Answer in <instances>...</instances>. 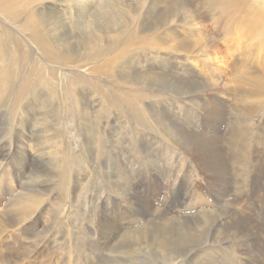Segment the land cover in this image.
<instances>
[{"label": "rangeland", "instance_id": "1", "mask_svg": "<svg viewBox=\"0 0 264 264\" xmlns=\"http://www.w3.org/2000/svg\"><path fill=\"white\" fill-rule=\"evenodd\" d=\"M93 1H98V3L96 4ZM148 1L149 0H138L136 4V0H42L41 2L37 0L36 3L28 6L30 1L25 0L17 4L12 2L14 5H12L13 7L9 13L5 10V7H8L5 6L8 0L0 1V66L2 68L0 75V94L3 93L1 88L3 87L5 75L8 79L7 91L8 94H10L8 96L16 99L17 103L16 106L12 104L13 100L9 99L6 104H1L2 100L0 99V114L2 113L11 117V119L9 116L5 119L0 116V125H3L1 126L2 128H0V149L6 155L4 165L10 173V178L13 182L12 185H14L17 182L15 179L17 172L24 173L33 168L30 167L33 165L27 159L29 156H36V159L39 157L40 160H42L41 162L47 161L48 159L51 163H55V161L59 163L60 157L61 160L67 159L73 161V170H68V172L72 171V173L67 198L58 215L61 223H63V233L61 231L60 234L64 244L62 243L61 246L58 247L56 256L63 254L64 257L60 256L59 260L62 262L61 258H63L66 260L67 264H97L96 254H79L82 245L84 246L87 245V243L93 244L96 242L97 226L99 225L96 220L104 218L113 227V233L118 235V233L128 232L130 229L133 231L142 226V224L147 221V216L143 217L142 215H146L149 211L161 210L182 217L193 216L198 213L199 210L214 212L222 209L221 206L227 199L224 194L220 195L215 191L220 188L217 183L210 185L207 177L205 180V175L195 166L196 164L192 160L188 159L189 156H186L187 153H185L184 148L176 143H172V145L170 142H168L169 144L167 143L170 134L164 131L161 124L156 127L150 113V111H158L164 114L166 112L172 119L180 122L183 126L187 125L185 127L190 130L198 133L207 132L215 136L217 135L216 131L218 130V132H221V130H219L218 127L215 128L214 124L212 128H208L209 124L205 123V116L191 105L192 100L196 103L204 101L207 97V93L198 94V96L191 98V96L185 97L179 95L176 93V89H173L171 92H175L171 94L167 93L171 96V98H167V94L159 92L160 97L158 95V97H156L157 99L152 97L143 99V101L140 102L142 112L133 114L129 105L131 104L132 98L126 95L124 90L123 94L130 100L123 99L115 94L114 92L118 91V89L108 84L105 78H101V75L93 77L91 74V64L80 68H67L59 66L56 63H51L48 58L28 41V37L26 33H24L25 31L19 28L23 20H25L24 24H26L27 18L33 12L32 18L40 23L41 32L44 36L48 37L51 46H59L60 43L67 40L73 46V50L75 49L76 51V48L78 49L80 45L79 41H85L88 38L84 33L86 25L88 28L87 31L90 30L89 33L94 31L93 33L103 36L101 32H105V36L111 37L113 34L108 32L112 29V25L116 26L117 23L123 22V20L127 22L126 19H130V17L133 16L131 13H128L132 6V8L135 6L140 8L142 5L143 8L146 7V10L139 9L141 11H139V14L141 13L139 15V20L143 21V19H145V21H149L153 9L147 7L146 4H148ZM101 3L103 8L100 6ZM138 3L141 4L138 5ZM29 11H31V13H29ZM187 14L190 15L189 13ZM182 15L186 14L183 13ZM121 18L124 19L122 20ZM206 18L207 21H205V24L208 23V25L210 24L211 26V23H213L210 20L211 18ZM113 22L115 23L113 24ZM175 28L176 32H181L188 36V38L193 39L197 36L195 34L191 36L192 33L190 32L188 34L187 30L180 24H175ZM213 31V33L220 38L219 41L222 42L219 36L220 34L215 32V30ZM200 32L201 31L198 32L199 36ZM222 43H220L221 45L219 47L223 51L224 47ZM149 51L150 50H145L142 52L143 54L140 53L136 57L138 63H136L134 68L143 69L146 67L164 75L169 74L171 71L175 76L186 79L187 74L179 72L181 68L185 69L189 66L185 64L186 61L184 57L181 55L174 56L175 59L183 61L182 66L179 68L177 65L170 63L172 56L169 54H158L156 51L151 53V51ZM137 53H139V51L133 52L132 54ZM253 55H251V57ZM160 59L164 60L167 64L164 65L162 61L159 62ZM192 73L196 75V70H193ZM106 77L109 78V75ZM227 78L228 74L225 75L223 80L225 81ZM197 81L200 82L201 79ZM98 84L99 86H97ZM163 88H165V84L159 85L158 90ZM143 90L146 92L148 89L143 88ZM232 90L236 92L238 89L235 90L233 87ZM223 103L225 104V102ZM226 105L230 104L226 101ZM24 108L33 110L34 114L39 116L41 122H37L39 119L36 116L30 119L24 112ZM228 108L226 112L227 119L229 120L231 110ZM44 115L49 116V124L53 125L49 126V129H47L49 132L52 128L57 127L55 128V135H57L55 136L54 142L53 139L49 138L51 135L53 136L52 132L48 135L49 137H46V130L44 126L41 125L43 124ZM230 119L232 121L233 117ZM260 123L261 118L258 116L248 118L246 121L247 126L249 125L247 128L254 131L250 138L251 140L260 132L257 130ZM17 125H20L24 131L22 128L17 127ZM232 126L237 128V126L231 125L228 131L234 129H232ZM227 128L224 130L220 128L223 130L222 135L228 132ZM19 129L23 132L22 140L26 149L18 143L17 133ZM39 133L40 135L37 136L36 134ZM160 135H163L164 138ZM45 138L50 139H46L48 143L45 142ZM39 141H41V144ZM50 142L52 143L50 144ZM44 143L47 144L44 145ZM33 145L37 146L34 148ZM94 145L99 146L101 152L100 156L91 152V148ZM17 146L21 147L22 150L24 149V153H21ZM52 146L54 147L52 148ZM56 146H58L57 149ZM54 150L58 151L59 155L54 156ZM17 151H19L20 154L19 158L21 165L19 166L21 167L18 170H14L11 165V163H13L11 157L14 156ZM106 157H108V161L104 163ZM75 158H77V161L73 160ZM98 163H104L106 168L109 167V170L107 169V171L104 172L100 171ZM254 165L253 168L256 169L255 172H257L259 170L257 169L259 166L258 161L256 164L254 163ZM239 170L240 171H236L237 176H235L233 183L226 186L227 193H225V195L229 194V198L238 197L241 199V205H245V207L249 209L247 211L243 209L246 212L245 214L242 209L240 210V208L237 207V213H240L241 217H243L242 214L247 215L250 213V215L247 216H252L257 223L261 224L262 221L259 219L261 218V214L264 216V204L262 205L261 202V204H259L256 194L253 193L251 188L256 187L258 183L255 172H253V174L247 173V166L240 167ZM23 182H26V180H23ZM7 186L9 188L8 184ZM259 192L260 194H264V181L259 185ZM54 194L56 195V192L48 196L47 200L49 202L45 206L39 208L37 215L32 216L30 219L18 225H12L10 229L6 230V244H12L14 241L25 246L33 244L34 240L28 237V231L30 227L36 224L39 212H42L43 209L51 205L50 200L52 198H59L60 201H64V194L60 195V193H57L56 196H54ZM140 199H144L147 202L149 201L150 207L137 203ZM9 201H11V196L3 195L0 192V211L7 207L6 205H10V203H8ZM93 214L95 215L93 216ZM227 215L224 214L218 222H220V226H224L225 230L228 231L232 222L231 219L226 218L228 217ZM40 220L42 221L41 225H45L47 222V214H44ZM26 226L28 228H25ZM246 232L247 231H244L243 235L237 236L240 238L231 241L228 240V242L225 243L220 241H207L204 244L197 245L192 237L185 238L184 240L191 245V252L189 251V255L182 259L174 260L175 262L173 264H187V260L191 256L200 259L202 263L211 259L212 261L209 262L214 261L215 264H259L257 260L253 261L248 257L256 253L255 244L258 241L253 236H251L252 239L250 237L247 238ZM14 233L17 237L20 236V238L14 237ZM11 236L14 237L13 240H10L12 239ZM92 236L95 237L93 238ZM116 241L117 240H113L112 244H115ZM51 242L53 241L46 236L41 240L39 250H43V248L45 250L46 246L52 244ZM64 246L70 247L73 253L70 255L66 253V251L64 252L62 248ZM97 246L101 247L100 243H98ZM142 247H137L136 244H132L129 259L122 254H119L120 256L118 255V257L125 260L128 264H143V262L145 264L147 262L153 264L155 262V260H152V255L155 253L154 250L144 247L142 249ZM140 256L142 258H140ZM167 256L172 257V254H170L169 251H165L162 257L165 259V262L168 259ZM144 258L145 260L143 261ZM252 258L254 259V257Z\"/></svg>", "mask_w": 264, "mask_h": 264}, {"label": "bare ground", "instance_id": "2", "mask_svg": "<svg viewBox=\"0 0 264 264\" xmlns=\"http://www.w3.org/2000/svg\"><path fill=\"white\" fill-rule=\"evenodd\" d=\"M20 1L25 0H8L9 3H5V6H8L7 8L5 7V10L9 13L13 7L12 5H14L13 3L17 4ZM28 1H30L28 6L37 2V0ZM38 1L41 2L42 0ZM137 1L138 0H136V4ZM95 3L97 4L98 1ZM141 3L143 4L142 1ZM141 3H138V5ZM146 5L149 9H153L149 21H145V19H143V21L139 20V15L141 14H139V11L146 7L143 8L142 5L140 8H138V6L132 8V6L128 13H131L133 16L130 17V19L127 18V22H124V18H121L123 22L117 23L116 26L112 25V29L108 32L113 34L111 37L105 36V32H101L103 36L93 33L94 31L89 33L90 30L87 31V25L86 27L84 25V33L88 38L85 41H79L80 45L78 49L76 48V51L75 49L73 50V46L67 40H64L65 42L60 43L59 46H51L48 37L44 36L41 32L40 23L32 18L33 12L31 13V11H29L31 15L27 18L26 24H24L25 20H23L19 28L25 31L24 33H26L28 41L48 58L51 63H56L59 66L67 68H80L91 64V74L93 77L101 75V78H105L108 84L118 89V91L114 92L115 94L123 99H129L123 94L124 90L126 95L132 98L131 104L129 105L133 114L142 112L140 102L143 101V99H149L151 97L156 98L158 95L160 97L159 92L171 94L177 91V94L185 97L191 96V98L198 96V94L207 93V97L204 101L196 103L192 100L191 105L205 116L206 119L204 120L205 123L209 124L208 128H212L214 124L215 128L218 127L219 130H221V132L219 131L221 134L217 129V135L215 136L207 132L198 133L186 128L185 126L187 125L183 126L180 122L172 119L166 112L164 114L158 111H150V113L156 127L161 124L164 131L170 134L168 138L169 141L165 139L167 143L170 142L171 145L172 143H176L184 148L185 153H187L186 156H189L188 159L192 160L196 164L195 166L205 175V180L207 177L210 185L217 183L220 188H217L218 190L215 191L220 195L224 194L227 199L221 206L222 209L214 212L199 210V212L193 216L182 217L161 210L149 211L146 215H142L143 217L147 216V221L142 224V226L133 231L130 229L128 232L118 233V235L113 233L114 229L110 223L104 218H101L96 220L99 223V225L97 224L98 231L95 238L96 242L93 244L87 243V245L84 246L82 245L79 254H96L97 264H128L125 260L119 258L118 255L122 254L129 259L131 245L136 244L137 247L143 246L144 248H151L154 250L155 253L152 255V260H155V262L153 264H173L175 262L174 260L182 259L189 255V251L191 252V245L184 240L185 238L192 237L197 245L204 244L207 241H220L225 243L228 242V240L231 241L240 238L237 236L243 235L244 231H247L245 233L247 238L253 236L258 241L255 244L256 253L248 257L253 261L257 260L259 264H264L263 214H261V218L259 219L262 223H257L252 216H247L250 215V213L245 215V211L249 209H247L245 205H241V199L238 197L229 198V194L225 195V193H227L226 186L232 184L235 176H237L236 171H240V167L247 166V173L253 174L256 170L253 168V165L258 161L259 166L257 169L259 170L255 172V175L259 184L257 183L256 187L251 188L253 193L256 194L259 204H264V194L261 193V195L259 192V185L264 181V0H149ZM100 6L103 8L102 3ZM183 13L186 15H182ZM206 17H208V19L211 18L210 20L213 22L211 23L213 25H211L212 27L210 24L208 25V23L205 24V21H207ZM114 23L115 22H113V24ZM175 24H180L187 30L188 34L189 32L192 33L191 36L194 34L197 36L191 39L181 32H176ZM107 27L109 29L108 25ZM213 30L220 34L219 36L223 43L219 41L220 38L213 33ZM199 31L202 32H200V36L198 35ZM220 43L223 44L226 52L220 49ZM145 50H150L151 53L156 51L158 54H169L172 56L170 63L177 65L179 68L182 66L183 61L175 59L174 56L181 55L184 57L186 61L185 64L189 66L185 69L181 68L179 72L187 74L186 79L175 76L171 71L169 74L164 75L146 67L143 69L134 68L136 63H138L136 57ZM136 51H139V53L132 54ZM251 55L253 56L251 57ZM160 61H162L164 65L167 64L162 59H160L159 62ZM193 70H196V75L192 73ZM1 71L2 68L0 66V75ZM226 74H228V78L224 81L223 79ZM107 75H109V78L106 77ZM198 79H201V81L198 82ZM162 84H165V88L161 89L162 91L158 90L159 85ZM7 85L8 79L4 75L3 87L1 88L3 93L0 94V99L2 100L1 104H6L8 100L11 99L13 100L12 104L17 106L16 99L8 96L10 94H8ZM97 86H99V84ZM233 87L235 90H238L236 92L233 91ZM107 88L110 89L109 87ZM143 88L148 90L144 92ZM173 89L176 90L171 92ZM168 94L167 98H171ZM226 101L230 105H226ZM223 102H225V104ZM227 108L231 110L229 120L227 119ZM24 112L30 119H33L35 116L39 119V116L35 115L31 109L24 108ZM0 116L1 118L7 119L9 115L1 113ZM44 116L46 119L44 117L43 124L41 125L44 126L46 131H43L46 132V137H49L48 135L52 132L53 136L51 135L52 137L50 136L49 138L53 139L54 142L55 136L57 135H55V128L57 127L52 128L49 132L47 129H49V126L52 124H49V116ZM257 116L261 118V123L257 128L260 132L251 140L250 138L254 131L247 128L249 125L247 126L248 122L246 124V121L248 118ZM232 117L233 119L231 121L230 118ZM37 122H41V119L37 120ZM231 125H235L237 128L232 126V129H234L228 131ZM1 126L3 125H0V128H2ZM17 127H20V125H17ZM220 128L223 130L227 128L228 132H224L226 135H222L223 130ZM40 133L36 135L38 136ZM22 135L23 132L19 129L17 133L18 143L26 149L22 140ZM161 137H163V135ZM46 139L50 140L48 138H45V140ZM47 140L45 142H47ZM39 142L41 144V141ZM47 143H44V145ZM51 143L52 142H50V144ZM33 146L35 148L37 145ZM54 146H52V148ZM57 147L58 146H56V149ZM17 148L21 153H24V149L22 150L21 147L18 146ZM19 151L11 157V159H13L11 165L14 170H18L21 167L19 166L21 165ZM91 152L98 156L101 155L98 145L92 146ZM53 155H59L58 151L54 150ZM5 156L6 155L0 149V192L3 195L11 196V201L8 202L10 205H6L7 207L0 211V264H67L66 260L63 258H61L62 262L59 260L60 256L64 257L63 254L56 256L58 247L63 243L60 234L63 223H61L58 215L67 198L72 173V171L68 172V170H73V161L67 159L61 160L60 157L59 163L56 161L55 163H51L48 159L47 161L41 162L42 160H40L39 157L36 159V156H29L27 159L33 165L30 166L29 164V166L33 168L24 173L17 172L15 178L17 182L12 185L13 182L11 181L10 173L4 165V160H6ZM73 160L77 161V158ZM106 161H108V157L105 158L104 163ZM104 163H98L99 169L102 172L107 171V169L109 170V167L106 168ZM23 180H26V182H23ZM7 184L11 189L8 188ZM53 192H56V195L57 193H60V195L64 194V201H60L59 198H52L50 200L51 205L47 208L45 207L46 209H43L42 212H39L36 224L30 227L28 231V237L34 240L33 244L25 246L15 241L12 242V244H6V230L10 229L12 225H18L30 219L32 216L37 215L39 208L45 206L49 202L47 200L48 196ZM56 195L54 194V196ZM76 195L78 196L77 193ZM137 203L150 207L149 201L147 202L144 199L138 200ZM237 207L240 208V210L242 209L243 213H245L242 214L243 217H241L240 213H237ZM44 214H47V222L45 225H41L42 221L40 219ZM224 214H228L226 218L231 219L232 222L229 221L231 226L228 231L225 230L224 226H220V222H218ZM94 215L95 214H93V216ZM25 228L28 227L26 226ZM46 236L53 242H51L52 244L50 243L51 245L46 246L45 250L44 248L43 250H39L41 240ZM14 237H17L15 233ZM14 237L10 240H13ZM92 237L94 238L95 236ZM17 238H20V236ZM113 240H117L115 244H112ZM98 243H100L101 247L97 246ZM62 248L64 252L66 251V253L70 255L73 253L72 249L68 246ZM165 251H169L170 254H172V257L167 256L168 259L166 262L164 261L165 259L162 258ZM68 254L65 255L69 256ZM252 257H254V259ZM140 258L142 257L140 256ZM144 260L145 258L143 261ZM209 261L212 260L208 259L206 262L204 261V263H202L200 259L191 256L187 260V264H215L214 261ZM143 264L145 263L143 262Z\"/></svg>", "mask_w": 264, "mask_h": 264}]
</instances>
